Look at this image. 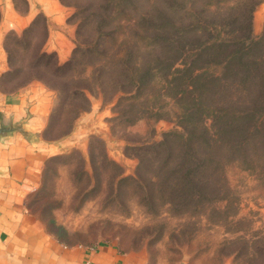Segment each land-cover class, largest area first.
<instances>
[{
  "label": "trees",
  "instance_id": "trees-1",
  "mask_svg": "<svg viewBox=\"0 0 264 264\" xmlns=\"http://www.w3.org/2000/svg\"><path fill=\"white\" fill-rule=\"evenodd\" d=\"M226 1L87 0L73 14L80 18L76 46L64 62L45 47L49 22L39 12L22 33L6 34L9 69L0 81L40 79L58 89L54 117L70 97L85 101L78 111L88 108L89 65L105 91L108 84L112 93L133 91L131 107L162 72L165 95L177 105L176 126L160 140L134 145L135 172L123 175L118 165L115 178L134 183L149 207L199 206L225 189L227 164L264 173V30L253 33L254 11L263 0ZM123 20L128 31L121 37ZM148 43L159 64L147 62Z\"/></svg>",
  "mask_w": 264,
  "mask_h": 264
},
{
  "label": "rangeland",
  "instance_id": "rangeland-1",
  "mask_svg": "<svg viewBox=\"0 0 264 264\" xmlns=\"http://www.w3.org/2000/svg\"><path fill=\"white\" fill-rule=\"evenodd\" d=\"M86 2H63L70 6L67 21L75 27V34L59 54L61 62L70 58L76 46L80 18L73 14L77 4ZM263 2L254 11L256 35L264 30ZM15 4L20 11L27 9L25 0H15ZM175 16L181 15L177 12ZM31 22L5 30L0 36V78L9 69L6 34L12 30L20 34ZM127 24L122 21L121 37L128 31ZM66 27L68 33L69 25ZM144 50L147 62L159 64L151 43ZM93 70V65L87 67L85 76L89 79L84 81L92 83L91 89L84 87L90 98L88 108L78 111L85 101L70 97L54 117L60 101L58 89L40 79L24 85H19V78L0 81V108L5 95L32 82L52 92L53 102L42 133L59 145L47 158L40 184L27 194L29 211L41 219L48 232L67 244L116 241L125 249L143 251L146 264H264V173L231 162L226 166L225 189L199 206L178 210L170 204L155 203L149 207L134 183L120 182L115 175L120 168L123 175L135 172L139 159L134 145L160 140L166 130L176 126L177 105L165 95L162 72L131 107L135 102L133 91L112 93L111 84L105 91L92 80ZM108 74L116 76L115 72ZM4 119L0 111L1 124H5ZM105 156L114 162L105 163Z\"/></svg>",
  "mask_w": 264,
  "mask_h": 264
},
{
  "label": "crops",
  "instance_id": "crops-1",
  "mask_svg": "<svg viewBox=\"0 0 264 264\" xmlns=\"http://www.w3.org/2000/svg\"><path fill=\"white\" fill-rule=\"evenodd\" d=\"M0 9V36L44 12L49 20L48 50L61 54L64 44L74 37L75 27L67 21L70 6L61 0H27L24 11L17 8L15 0H0ZM51 93L45 85L32 82L5 95L0 108L5 115L3 123L22 125V130L0 137V264H146L143 251L125 249L116 241L67 244L29 211L27 194L40 184L45 163L59 145L42 133L53 102Z\"/></svg>",
  "mask_w": 264,
  "mask_h": 264
},
{
  "label": "water",
  "instance_id": "water-1",
  "mask_svg": "<svg viewBox=\"0 0 264 264\" xmlns=\"http://www.w3.org/2000/svg\"><path fill=\"white\" fill-rule=\"evenodd\" d=\"M15 129L22 130V125L20 122L0 125V137L10 134Z\"/></svg>",
  "mask_w": 264,
  "mask_h": 264
}]
</instances>
